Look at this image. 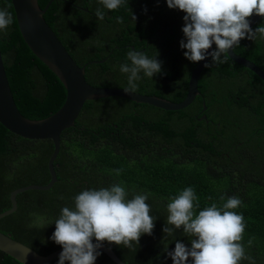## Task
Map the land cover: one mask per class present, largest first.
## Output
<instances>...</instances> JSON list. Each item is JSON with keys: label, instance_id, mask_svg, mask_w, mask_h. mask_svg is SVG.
<instances>
[{"label": "trees", "instance_id": "obj_1", "mask_svg": "<svg viewBox=\"0 0 264 264\" xmlns=\"http://www.w3.org/2000/svg\"><path fill=\"white\" fill-rule=\"evenodd\" d=\"M48 1L38 4L43 8ZM9 3L0 0V8ZM97 8L105 12L103 20L95 16ZM8 11L14 22L0 31V52L14 102L27 118L47 117L62 105L65 88L24 42L13 7ZM183 15L169 9L165 0H127L114 11L100 0H52L43 17L79 66L107 57L85 67L89 84L126 88L127 75L119 69L129 62L127 52L158 53L162 71L152 79L141 73L136 92L179 102L198 63L187 60L179 46ZM117 17L123 22L117 23ZM260 25L264 17L251 28ZM234 51L264 71V39H242ZM206 64L210 67L198 79L200 95L181 110L115 96L85 101L74 125L60 134L57 181L47 190L17 194V208L0 218V231L48 254L61 248L50 237L63 207H74V197L84 189L121 183L129 198L150 194L146 203L155 221L152 234H142L131 248L111 244L115 254L126 264H172L167 252L175 240L189 245L192 237L167 223V204L171 196L192 187L197 213L211 203L222 206L230 196L241 199L234 211L244 217L241 243L252 261L242 259L240 264H264V83L232 59L211 64L210 57ZM52 151L50 139L23 138L0 124V212L10 207L12 190L48 183ZM115 169L122 171L117 175ZM164 227H172L173 234L163 233ZM100 252L94 264H117ZM58 257L49 264H57ZM0 264L22 263L0 250Z\"/></svg>", "mask_w": 264, "mask_h": 264}, {"label": "clouds", "instance_id": "obj_2", "mask_svg": "<svg viewBox=\"0 0 264 264\" xmlns=\"http://www.w3.org/2000/svg\"><path fill=\"white\" fill-rule=\"evenodd\" d=\"M127 0H100L103 7L114 11ZM169 9L184 13L183 39L179 46L184 57L196 63L211 57V64H224L231 57L229 50L238 47L242 39H264V25L255 29L249 18L255 14L264 17V0H165ZM0 8V31H6L14 18L8 8ZM97 19L103 20L105 12L95 10ZM117 23L123 18L117 17ZM135 21L136 17L132 15ZM213 44L215 48L211 51ZM158 55V53H157ZM149 57L143 51L130 49L127 61L120 65V72L127 75L126 93H134L137 81L151 78L162 71V61ZM210 67V64H205ZM117 175L122 169L113 170ZM150 194H129L121 183L100 189H84L74 197V207L65 206L55 220V230L50 239L61 246L57 264H94L103 242L131 248L138 244L142 234L151 235L155 219L146 201ZM211 199V198H209ZM225 200L224 196L220 197ZM167 223L192 237L189 245L175 240V247L167 252L172 264H240L246 256L241 243L245 230L244 217L234 211L242 205L237 196H230L222 206L211 203L198 213L194 211L197 196L192 187H186L169 198ZM163 233L173 234L172 227ZM95 241V242H94ZM251 239L248 244L251 245ZM254 264V261L252 262Z\"/></svg>", "mask_w": 264, "mask_h": 264}, {"label": "water", "instance_id": "obj_3", "mask_svg": "<svg viewBox=\"0 0 264 264\" xmlns=\"http://www.w3.org/2000/svg\"><path fill=\"white\" fill-rule=\"evenodd\" d=\"M51 1L49 0L43 8L39 6L38 0H11V3L24 42L65 88V99L54 113L40 119H30L20 113L12 96L0 52V124L23 138L50 139L52 141L53 151L47 161L50 179L46 184H28L12 190L9 194L10 207L0 212V218L16 210L17 194L31 189L47 190L57 181L54 161L59 153L60 134L64 129L74 125L85 101L115 96L136 103L149 104L167 111L181 110L190 105L196 96L200 95L198 79L205 67L204 65L210 58L208 57L195 65L189 76L186 95L179 102L139 92L126 93L121 87L93 86L84 77L85 67L91 63H103L107 57L88 61L79 66L43 17ZM260 18L262 17L253 14L249 18L250 26L252 27ZM211 50H213V46L212 49H209V51ZM111 52L112 50L109 54ZM229 55L234 62L255 73L264 83V71L258 65L237 54L234 49L233 51L229 50ZM205 108L203 104V110ZM201 118L205 119V115H202ZM0 250L22 264H49L59 255L62 248L43 255L0 231ZM99 250L108 255L115 263L126 264L115 254L111 244H103Z\"/></svg>", "mask_w": 264, "mask_h": 264}]
</instances>
